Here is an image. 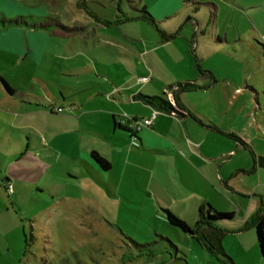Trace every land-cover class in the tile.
I'll return each instance as SVG.
<instances>
[{"label":"rangeland","instance_id":"374dc122","mask_svg":"<svg viewBox=\"0 0 264 264\" xmlns=\"http://www.w3.org/2000/svg\"><path fill=\"white\" fill-rule=\"evenodd\" d=\"M17 2L24 6H13L17 14L26 15L27 9H33L30 14L37 18L43 15L38 7H44L46 22L54 15L64 31L70 32L48 33V46L30 77L18 76L20 86L46 99L54 113L21 114L20 120H13L0 105V264H228L224 257L217 259L212 254L207 255L210 261L206 260L199 239L168 224L162 209L169 206L193 227L202 201L217 211L243 214L247 201L241 194L222 198L210 191L208 199L201 198L199 189L205 187L189 180L179 191L169 189V197L160 198L159 204L154 197V205L143 204L147 190L134 181L129 185L120 181L116 170L122 159L116 162L113 158V173L105 186L67 151L105 150L106 143L83 132L109 133V122L100 113L105 95L98 92L124 83L118 76H101L93 59L108 64L116 75L114 63L123 52L131 54V44L133 50L147 52L141 60L151 63L153 59L158 70L157 79H148L142 94L161 95L169 91L167 84L190 80L206 86L183 93L185 104L208 119L211 128L215 125L220 132L241 140L227 163L238 169L234 189L247 195L248 188L264 183V168L257 165L258 157H264V138L257 135L264 129V0ZM143 5L154 22L135 17L134 10ZM101 23L106 30H98ZM99 32L120 43L124 40L126 47L97 44ZM161 33L169 36L168 46H163L166 41ZM46 91L56 100L47 99ZM22 111L25 109L19 113ZM93 121L98 127L90 124ZM66 132L72 133L63 137L67 147L59 145L55 164H47L41 175L33 155L55 135ZM210 142L216 149L217 142ZM253 162L257 172H239ZM5 176L10 179L11 191L1 181ZM236 224L232 219L228 228L221 229L220 243L228 256L226 251L236 244L231 232ZM135 243L147 244L141 257Z\"/></svg>","mask_w":264,"mask_h":264},{"label":"crops","instance_id":"0c3cea01","mask_svg":"<svg viewBox=\"0 0 264 264\" xmlns=\"http://www.w3.org/2000/svg\"><path fill=\"white\" fill-rule=\"evenodd\" d=\"M13 6L21 9L24 7L17 0H0V20H9L17 17H22L24 20L23 23L18 24L1 23L0 21V77L15 90V93H8L0 83V105L5 107L13 120H20L21 114L30 116L40 113L44 115L47 111L53 114L54 112L51 111L52 106L46 99L20 86L18 76L22 79H25L26 76L30 77L35 64L48 46V33L66 35L70 31H64L58 18L54 15L53 17L48 16L49 19L47 18L48 21L46 22L48 13H46L44 7H38L37 10L43 12V15L35 18V15L30 14L34 12L33 9H27L28 14L26 15L24 13L17 14V10L13 9ZM143 6L146 8V5ZM137 10L135 9L134 11L137 13ZM28 16L31 17L30 22L28 21ZM39 17L40 19H38ZM101 25L98 30L104 31L107 29V26L102 23ZM96 40L97 44L101 45V43H104L105 46L113 49L119 48L118 44L125 45L124 48L127 45L124 40L120 43L103 32L96 33ZM168 40L165 39L166 42H164L163 46H168ZM128 45L130 46L131 54L123 52L122 58L117 60L118 63H114L118 72L116 75L108 64L101 63L96 57L93 59L94 68L101 76L108 78L118 76L122 78V83H124L122 86L116 85L115 87L108 85L106 89H102V92H98V95H105V108L100 113H102L103 119L109 122V133H102L100 130L83 132L84 134L94 135L106 143L105 150L103 149L100 152L98 149L78 148L75 151H67V153L72 152V156L76 155L87 168L89 174L105 186H107L108 179L113 173L115 162L113 158H116V162L122 159V164H118L116 170L120 181L128 185L132 181L137 185L141 184V187L147 190V195L143 197L145 200L143 204L154 205V199L159 204L158 200L160 198H165L167 195L169 197V189L179 191L189 180L193 182L199 181V186L203 185V188L205 187L203 191H201V188L199 189L201 198L208 199L210 191L222 198H232L234 192L241 194L247 201V208L243 214L233 217V219H236L237 224L232 228L231 232L237 240H235L236 244L226 251L230 255L227 256L233 264H264V258L259 253L255 229L250 223L251 216L260 211L264 224V183H257L254 187L248 188L249 194L244 195L241 193L243 191L234 189L238 169L235 166H227L229 157L234 155L238 146L242 143L241 140L228 135L229 133L224 130L220 132L214 124V128L208 126V119L202 117L199 113H195L191 107L185 104L183 93L179 94V100L183 106L178 107L173 94L169 91L166 92L169 102L175 108V111L170 113L142 101L138 95L144 92L145 86L149 83L147 82L148 79L149 81L157 79L158 70L153 59L150 60L151 63H144L141 60L140 56L142 58L145 57L147 52L143 53L137 48L133 50L134 47L131 44ZM156 60L157 58H155ZM139 64H142L143 67H140ZM190 81L194 82V80ZM215 83L216 81L213 80L212 84ZM167 85L165 88H167ZM204 88L206 86L197 85L195 90ZM46 92L47 99L56 100V97L50 91ZM43 103L46 104L44 105ZM22 108L25 111L19 113ZM153 112H156V115L151 118V124L142 126L135 133V141H132L131 133L126 126L116 125L121 117H126L129 121L142 122V120L150 118ZM96 118L95 114H93L92 120ZM90 124L98 127V124L94 123V121L90 122ZM262 132H264V129H262ZM71 134L66 132L55 135L52 142L44 144L42 148L36 151L33 157H37L35 158L37 160L36 169H38V173L44 175L46 172L45 166L49 163L55 164V160L58 157L57 149H61L59 145L66 148L68 144L63 137ZM208 140L217 142L216 149L214 148L215 144ZM220 142L223 143V146L220 145ZM49 150L52 152H49L50 155H46L45 152ZM92 151H96L109 162L110 166L107 170L101 169L92 159ZM24 155L27 156V153H24ZM15 158L12 160L14 161ZM18 159L16 158V160ZM256 167L257 165L253 162L247 167L239 169V172L248 175L257 172ZM105 172H107V175L104 174ZM10 173L9 171V178ZM66 174L69 176L68 170H66ZM8 177L5 176L1 180L5 188L7 184H11ZM178 196H182L180 192ZM166 199V202H168L169 199ZM203 202L205 201L201 203ZM165 209L170 210L172 213L174 212L169 206ZM230 221L222 222L219 225L225 230L229 226ZM195 237L198 238L197 236ZM201 252L204 253V258L210 261L207 255L211 253L204 244L201 245ZM213 257L220 259V255H213ZM228 264L231 263L229 262Z\"/></svg>","mask_w":264,"mask_h":264},{"label":"trees","instance_id":"16d2710c","mask_svg":"<svg viewBox=\"0 0 264 264\" xmlns=\"http://www.w3.org/2000/svg\"><path fill=\"white\" fill-rule=\"evenodd\" d=\"M186 1H190V0H186ZM136 17L147 19L151 22H154V18L149 14L145 6H142L140 9L137 10ZM0 21L1 23H7V24H15V23L18 24L24 22L22 17H17L9 20L1 19ZM161 35L166 40L169 38V36L166 34L161 33ZM207 73L209 76H211L210 72ZM0 83L2 84L5 91H7L8 93H15V90H13L2 77H0ZM196 88L197 85L195 84V82L192 81L176 82L174 84L167 85V89L169 90V92L173 94L175 103L178 107L183 106L179 100V94L193 91ZM138 97L145 103L157 109L164 110L168 113L175 111L174 106L169 102L167 98L166 92H163L161 95H153V96L139 94ZM116 125L122 126L118 123H116ZM127 130L130 131L131 133V130L129 129ZM228 135L237 138L231 133H229ZM91 157L101 169L107 170L109 168L110 166L109 162L101 155H99L96 151L91 152ZM163 212L166 215L168 224L177 227L184 233H189L192 236H197L199 241L208 248V251L211 254L220 255L224 257L228 262L233 264L231 262V259L225 254L221 246L220 238L222 235V231H221L222 228L220 227L219 224L222 222H227L232 220L234 217V212L217 211L209 203L203 202L197 208V220L195 221L193 227H190L184 220L180 219L170 210L164 209ZM250 223L253 225L255 229L259 253L264 258V224H263V216L260 214V211L256 212L254 215L251 216ZM168 242L171 243L170 240H168ZM135 245L137 249L140 250L138 251L140 254L138 256L141 257L142 256L141 249L145 248L147 244L135 243ZM171 245L173 246V244Z\"/></svg>","mask_w":264,"mask_h":264},{"label":"built area","instance_id":"2783aa9c","mask_svg":"<svg viewBox=\"0 0 264 264\" xmlns=\"http://www.w3.org/2000/svg\"><path fill=\"white\" fill-rule=\"evenodd\" d=\"M156 115V112H153L151 114L150 118L142 120V122H137L136 120H127L126 117H121L118 119V124L124 125L127 127V129L131 130V139L132 141L136 140L135 133L138 132L142 126H148L151 124V118H153ZM11 184H8L6 189L11 191Z\"/></svg>","mask_w":264,"mask_h":264},{"label":"water","instance_id":"95a60500","mask_svg":"<svg viewBox=\"0 0 264 264\" xmlns=\"http://www.w3.org/2000/svg\"><path fill=\"white\" fill-rule=\"evenodd\" d=\"M257 135H258L259 137L264 138V132H262V131H260V130L257 131ZM257 165H258L259 167H263V168H264V157H263V156H259V157H258Z\"/></svg>","mask_w":264,"mask_h":264}]
</instances>
